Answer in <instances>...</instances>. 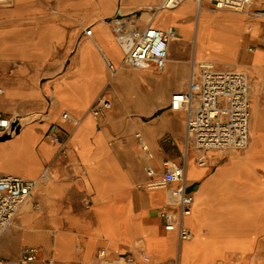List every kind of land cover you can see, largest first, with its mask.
<instances>
[{
	"label": "crops",
	"instance_id": "1",
	"mask_svg": "<svg viewBox=\"0 0 264 264\" xmlns=\"http://www.w3.org/2000/svg\"><path fill=\"white\" fill-rule=\"evenodd\" d=\"M158 2L0 3V112L28 122L0 144L33 142L37 165L34 173L28 165L23 175L37 183L11 230L0 234L1 257L18 258L26 246L39 243L44 246L39 257L23 264H163L180 249L264 252V112L251 152L207 149V164L199 165L200 151L191 147L187 181L199 197V220L186 216L189 239L164 226L165 212L172 210L164 161L185 158L186 111L172 108L171 96L188 88L191 59L202 56L221 69L250 74L251 102H259L264 95L259 6L250 4L244 13L228 10L224 17L206 11L198 25L197 0L155 10ZM147 22L179 36L162 70L124 61L128 47L118 39V26ZM88 27L95 38L86 33ZM224 41L231 45L229 55ZM104 53L111 55L115 72ZM133 83H147L157 95L147 110L133 109L128 97ZM103 92L114 107L98 117L90 107ZM0 172L17 173L4 167ZM107 246L131 252L134 260L104 263L99 251Z\"/></svg>",
	"mask_w": 264,
	"mask_h": 264
},
{
	"label": "built area",
	"instance_id": "2",
	"mask_svg": "<svg viewBox=\"0 0 264 264\" xmlns=\"http://www.w3.org/2000/svg\"><path fill=\"white\" fill-rule=\"evenodd\" d=\"M9 0H0L6 2ZM183 0H161L157 8L174 7ZM202 1V0H200ZM215 6L241 10L253 0H209ZM118 39L128 47L124 61L144 67L154 65L162 70L168 61L170 31L150 22L142 26L117 28ZM86 33L94 38L91 27ZM112 72L117 70L109 54H103ZM114 101L107 93H101L90 107V111L103 117L113 109ZM170 106L186 111L185 158L180 161L166 159L164 181L168 184L170 198L167 204L172 208L165 212V229L176 231L180 239L193 236L192 230L185 223L186 216L192 212L195 191L187 181L188 154L191 147L197 148L196 160L199 165L207 164V149L235 147L245 150L250 139V85L245 71L240 69H221L211 59H191V74L186 90L172 94ZM67 112L64 113V116ZM21 119H14L0 112V135L17 133L22 125ZM152 172V170L150 169ZM35 179L25 178L18 173L0 172V234L11 225L21 205L29 199L36 186ZM44 250L43 244L28 245L18 258L0 256V264H23L39 257ZM104 263L115 260L133 261L134 255L121 253L112 247L99 251ZM146 261L150 255L142 252Z\"/></svg>",
	"mask_w": 264,
	"mask_h": 264
},
{
	"label": "bare ground",
	"instance_id": "3",
	"mask_svg": "<svg viewBox=\"0 0 264 264\" xmlns=\"http://www.w3.org/2000/svg\"><path fill=\"white\" fill-rule=\"evenodd\" d=\"M160 1L161 0H159L157 5H159ZM185 1L186 0H183L182 2H180L178 5H176L174 7L181 5ZM206 2L210 3V5H212V6H209V7L206 6L205 7ZM107 3L109 4L108 1H107ZM197 3H198V9H199L198 10L199 11L198 25L200 24V22L204 21V13L206 11L208 13H212L214 16H223L224 17L227 14L228 10L236 11L237 13H242V12L244 13L246 11V7L248 6L247 5L245 8H243L241 10H237V9L217 7L212 2H210L209 0H202V1L197 0ZM263 3H264V0H253L250 4H256V5L261 6ZM174 7H161V8H157V10L162 9V8H174ZM260 13L263 17V21L258 22L256 25H257V29H258V34L262 38H264V11H260ZM155 17L156 18L159 17L158 12L156 13ZM150 23L153 24L152 22H150ZM94 38H95V36H94ZM178 38H179L178 35H176V36H172L171 34L169 35L168 60H169V56L171 55V50L169 49V47L172 44L173 40L174 39L178 40ZM221 43H222L223 50L225 53L224 55H229L231 45L225 41L221 42ZM109 56H111V55L109 54ZM201 57L202 56H198L196 58L204 59ZM213 61L215 64L217 63L215 60H213ZM167 64H168V61H167ZM216 65H217V67L221 68L218 64H216ZM150 66H153V65H150ZM146 67L147 66L140 67V68H146ZM246 75H247V73H246ZM247 79H248V82L250 85V83H251L250 74L247 75ZM128 97H129L130 101L133 103L132 104L133 109L140 108V109L147 110L149 108L150 104H152V101L154 100V98L157 97V95L155 97V95L150 91L147 83H140L138 85L136 83H133V85H130V87H129ZM162 100L165 101V98H163ZM263 112H264V95H262V97H260L258 103L257 102H255V103L251 102V106H250V120H251L250 139H249V146L246 148L247 150L245 149L246 150L245 152H251L253 150V148L255 149L256 145L258 144L257 134L260 133V131H259L260 127L257 124V120L259 119V117L261 116V114ZM22 125L26 126V125H28V122L25 121L24 123H22ZM21 126H20V128H21ZM18 134H19V132L15 133L14 136H17ZM1 141L2 140H0V142ZM32 143H29L28 145H26L24 142H16V143H14L8 147L4 146L3 144H0V167H4L5 171L17 172V173H20L26 177L25 173H27V171H28L27 166L30 165L33 168L32 173H34V171L37 168V165L32 163V161L34 160L33 149H31V148H33ZM225 148H227V147H225ZM213 149H224V148H213ZM241 151H243V150H241ZM233 152L235 155H240V153H238L237 150L233 151ZM204 153L206 154L205 151H204ZM189 158H190V160H193V154H190ZM240 164H241V162L234 163V165H240ZM168 198H170V191H169L168 196H167V199ZM197 202H199L198 194L196 195V199H195V202L193 204L194 206L192 208V212L190 215L187 216V219L199 220V214H200L199 211L200 210H198L196 208ZM24 203L21 205V207L24 205ZM21 207H20V209H21ZM20 209L17 212V214L14 216V218H13L14 221L17 220L18 217L23 212V210L20 211ZM236 211L243 213L244 211L246 212L247 209H246V207H236ZM12 227H13V223H11V225L8 227V229L11 230ZM6 231H3L2 234ZM195 254H196V249H180L179 253H176L172 257L171 260L172 261L176 260V264H189L190 259ZM259 254L262 255V253H260V252H259ZM260 255L255 256L254 261L257 264H264V256H260ZM166 263H168V262H166ZM166 263H163V264H166Z\"/></svg>",
	"mask_w": 264,
	"mask_h": 264
},
{
	"label": "rangeland",
	"instance_id": "4",
	"mask_svg": "<svg viewBox=\"0 0 264 264\" xmlns=\"http://www.w3.org/2000/svg\"><path fill=\"white\" fill-rule=\"evenodd\" d=\"M263 4L261 6L258 5L259 7L257 10L264 11ZM23 121L25 122L27 119H23ZM225 150V148L220 149L221 152ZM246 150L241 151L237 149V152L241 153ZM241 250L243 249H198L196 250L198 254L192 256L189 264H257L254 260L255 256L260 255V249H252L253 253L246 255L241 252ZM260 256H264V252ZM166 264H176V260H170V262Z\"/></svg>",
	"mask_w": 264,
	"mask_h": 264
},
{
	"label": "water",
	"instance_id": "5",
	"mask_svg": "<svg viewBox=\"0 0 264 264\" xmlns=\"http://www.w3.org/2000/svg\"><path fill=\"white\" fill-rule=\"evenodd\" d=\"M19 129H20V127H18L17 132L19 131ZM8 137H10L9 134H6V135H0V140L7 139Z\"/></svg>",
	"mask_w": 264,
	"mask_h": 264
}]
</instances>
